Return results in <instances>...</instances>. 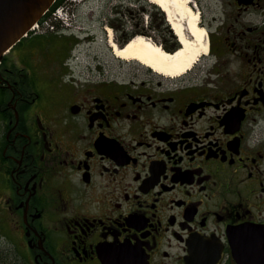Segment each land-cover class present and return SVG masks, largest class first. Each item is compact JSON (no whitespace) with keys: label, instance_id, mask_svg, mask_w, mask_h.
I'll return each instance as SVG.
<instances>
[{"label":"flooded vegetation","instance_id":"flooded-vegetation-1","mask_svg":"<svg viewBox=\"0 0 264 264\" xmlns=\"http://www.w3.org/2000/svg\"><path fill=\"white\" fill-rule=\"evenodd\" d=\"M191 2L207 51L177 77L66 67L79 41L36 33L3 56L0 264H239L262 239L264 0Z\"/></svg>","mask_w":264,"mask_h":264},{"label":"rangeland","instance_id":"rangeland-1","mask_svg":"<svg viewBox=\"0 0 264 264\" xmlns=\"http://www.w3.org/2000/svg\"><path fill=\"white\" fill-rule=\"evenodd\" d=\"M81 1L76 2V4L71 3L70 5V6L75 7L74 15L72 14V19L74 22L73 27L75 25L77 27L76 29L82 27L84 30H91L92 32L89 37L87 35H81L78 38L77 37L74 38L75 40L80 42L78 44L77 49L74 51V55L77 54L79 59L76 58L74 61L70 58L71 56L70 55L66 61L67 62L66 67H70V66L75 67L81 61L82 63L88 62L89 57H90L89 54L104 53L105 51L104 54L106 55V60L110 63V68L111 69L114 68L116 70L119 69L122 77H130L132 76L133 73H136V72L139 73L140 76H143V73L148 70L143 64H141L140 62L136 60L127 61V60H123V59H119L115 57L116 55L114 56V54L112 53L113 48L110 46V44H111V41L114 42L115 44H118V41L120 40V38L124 36L123 34L124 31L128 33V36L133 34V31L136 30L135 24L137 22L135 20V15H136L135 10L136 8L140 7L142 3L145 4L146 6H150V7L153 6L152 4L150 5L149 0H142V2L138 0H84L83 2ZM191 4L190 6L192 10L197 14L198 12L194 10ZM155 6L157 8L151 7L153 9V12H151L150 14L151 17L149 21L150 22L155 21V18H153L154 13L157 14L159 17H160V12L163 13L165 15V23H163L162 26H160L163 33H161L160 35H158L157 33L156 36L149 37L151 39L153 38L152 40L147 37L141 36L143 35L141 33H139L141 35H139L138 37L147 38L151 40L152 42H154L155 44L162 45V46L164 44L170 45L171 42H174V41L181 44L180 36L178 35V31L175 28L176 26L173 25L172 21L169 20L170 17L168 16L167 12L163 11L162 8H160L158 5H155ZM182 15L183 14H181L180 11L178 12L176 11L174 14L176 21L179 23V25L182 27V30L184 31L186 39L190 41V43L192 44L198 43L194 33L189 27L188 17L186 18V15H183V16ZM166 17H167V20H166ZM140 19L142 20V17ZM159 20L160 18H158V21ZM63 28H65V30L58 31V32L56 29L49 28V30H45L43 33L46 35H49V34L55 35L58 40L63 41L65 39L64 37L70 38L71 36L70 35L71 31H68L66 29V26ZM105 28L108 29L109 36H108V32H105ZM114 29H117V30H114ZM76 31L78 32L79 30H76ZM85 32H88V31H85ZM173 34L176 36V38L173 36ZM87 37L89 38V40H92V41L89 42L87 40ZM138 37H134L133 39L138 38ZM60 41L57 42V45H56L57 49L60 48V45H61ZM205 42H206V38H204V43ZM110 47L112 48V50ZM163 47H165V45ZM60 51L61 50H58V53ZM202 55H204V52H201L199 59ZM58 57L60 59L59 61H62L66 57V52L64 54L59 53ZM78 68L79 67H76V69Z\"/></svg>","mask_w":264,"mask_h":264},{"label":"bare ground","instance_id":"bare-ground-1","mask_svg":"<svg viewBox=\"0 0 264 264\" xmlns=\"http://www.w3.org/2000/svg\"><path fill=\"white\" fill-rule=\"evenodd\" d=\"M149 1L167 12L170 17L169 20L176 26L175 28L180 36V42L182 44L181 48L175 53H169L151 40L144 37H138L132 39L123 48H119L117 44L111 41L110 46L113 48V53L123 60H136L144 66L152 68L155 72L161 75L171 77L183 75L198 61L201 52H204L205 54L207 51L205 47L206 42L204 43L206 31L198 24L200 20L199 15L192 10L190 6L191 0ZM176 11H180L181 14L186 15V18L188 17L189 27L194 33L198 43L192 44L186 39L182 27L175 19L176 15L174 16V14Z\"/></svg>","mask_w":264,"mask_h":264},{"label":"water","instance_id":"water-1","mask_svg":"<svg viewBox=\"0 0 264 264\" xmlns=\"http://www.w3.org/2000/svg\"><path fill=\"white\" fill-rule=\"evenodd\" d=\"M56 0H0V61L37 23ZM264 237V236H263ZM252 237L239 264H264V239Z\"/></svg>","mask_w":264,"mask_h":264},{"label":"trees","instance_id":"trees-1","mask_svg":"<svg viewBox=\"0 0 264 264\" xmlns=\"http://www.w3.org/2000/svg\"><path fill=\"white\" fill-rule=\"evenodd\" d=\"M64 1H65V0H58L57 3H56V5L54 6L53 9H55V8H57L58 6H60L61 4H63ZM128 39H129V36H124V37H122V42H125V41H127ZM52 40H53L52 38L50 39V37L47 36V37H44V38L38 39V41H33V43H35V45H41L42 43H44V42H46V41L51 42ZM30 44H31V43H30Z\"/></svg>","mask_w":264,"mask_h":264}]
</instances>
